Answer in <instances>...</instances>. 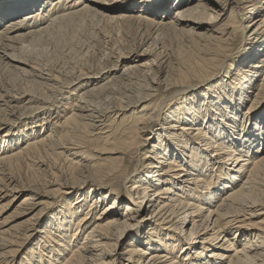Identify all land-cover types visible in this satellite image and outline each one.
Returning <instances> with one entry per match:
<instances>
[{"label": "bare ground", "instance_id": "6f19581e", "mask_svg": "<svg viewBox=\"0 0 264 264\" xmlns=\"http://www.w3.org/2000/svg\"><path fill=\"white\" fill-rule=\"evenodd\" d=\"M124 259L264 264V0H0V264Z\"/></svg>", "mask_w": 264, "mask_h": 264}, {"label": "rangeland", "instance_id": "374dc122", "mask_svg": "<svg viewBox=\"0 0 264 264\" xmlns=\"http://www.w3.org/2000/svg\"><path fill=\"white\" fill-rule=\"evenodd\" d=\"M179 9V7H177L176 9H175V11L176 10H178ZM174 11V12H175ZM173 12V13H174ZM229 11H227V13H228ZM175 15V14H174ZM165 33L166 34H164L162 37L164 38V42H165V46H166V50L164 51V49H161L163 52V56H167V57H169V59L171 58H173L171 61H173V64L174 63H179V62H177L178 60H179V58H181L180 56H182V55H185V54H187V53H189V52H192L193 50H194V48L195 47H197V46H195L194 45V43L192 44L191 43V41L189 40V38L188 37H186V36H184L183 34H181V33H179V32H176V30H172V31H168V30H166L165 31ZM110 36H113V34L112 35H110ZM109 36V37H110ZM108 40V39H107ZM242 40H243V37L239 34V35H237L236 36V41H235V43H234V45H233V50L234 51H231V52H233L232 54H231V56L232 55H236L235 53H237L238 55H240L242 52H243V50L241 49V47H242V45L243 44H241V42H242ZM190 48H192V49H190ZM239 48V49H238ZM170 49V50H169ZM238 49V51L236 52V50ZM241 49V50H240ZM175 51V52H174ZM161 52V51H160ZM85 53V51L84 52H82L80 55H79V59H81L82 57H84L85 55H86V58H87V60H88V62H90V63H88L87 62V60H85L84 61V63L83 64H87V65H91V66H94L97 62H96V60L98 61L99 59H98V56H96V55H99V54H91V52L89 53V54H85V55H83ZM177 55H176V54ZM196 56H200L198 53H197V49L193 52ZM178 54H179V56H178ZM89 55V56H88ZM93 55V56H92ZM169 55V56H168ZM93 58H92V57ZM178 56V57H177ZM228 56V53H226V54H223V53H221L220 55H219V57L216 59V61L213 63V64H211L210 65V69L208 68L207 70H206V72L203 74V75H201V79L200 78H197V79H194V80H189V82L190 83H193V82H197V81H199V80H201V82H203L205 79V81H209L211 78H212V76L213 77H219V76H222V75H224V72L226 71V70H228L227 69V65H228V63H229V61H230V57H227ZM237 56V55H236ZM69 57V56H68ZM89 57V58H88ZM95 57V58H94ZM166 57V58H167ZM73 57H70L69 59H72ZM97 58V59H96ZM93 59V60H92ZM94 59H95V62H94ZM178 59V60H177ZM90 60V61H89ZM180 61V60H179ZM87 62V63H86ZM94 65H93V64ZM60 66L62 67L63 66V64H60ZM207 67H209V65L207 66ZM212 75V76H211ZM199 83H197V85H198ZM259 114V113H258ZM65 154L66 155H68L69 154V152L67 151V152H65ZM62 163H63V161H62ZM21 167H22V169H21ZM28 167H26L25 165H23V166H20V168L18 167L17 168V170H16V172L14 173L18 178H19V174H20V179H21V176H22V179L23 180H25V179H32V177H34L35 179H37L36 177H37V175L35 176V174H37V173H34V174H32L31 172H30V170L29 169H27ZM18 169H21V170H23L22 172H20L21 170H19V172L20 173H18ZM27 170V171H26ZM29 170V171H28ZM26 171V175H25V172ZM23 173V174H22ZM28 173H30V174H32V175H30V174H28ZM23 176H26V177H23ZM27 176H29V177H27ZM23 194H21V196H22ZM20 196V197H21ZM21 198H23V196L21 197ZM58 200H55V203L57 202ZM50 210V209H49ZM49 210H47L46 212H48ZM121 248H122V246H121ZM121 248H118L117 250H120ZM25 250H23V252H24ZM22 252V253H23ZM118 252H122L121 250L120 251H118ZM116 254H117V252H116ZM22 255V254H21ZM20 257V256H19ZM123 263H127L126 262V260L124 259L123 260V262L122 263H119V264H123ZM117 264V263H116Z\"/></svg>", "mask_w": 264, "mask_h": 264}]
</instances>
